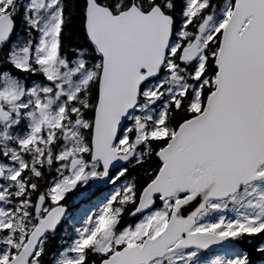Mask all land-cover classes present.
I'll return each instance as SVG.
<instances>
[{
  "label": "snow or ice",
  "instance_id": "obj_1",
  "mask_svg": "<svg viewBox=\"0 0 264 264\" xmlns=\"http://www.w3.org/2000/svg\"><path fill=\"white\" fill-rule=\"evenodd\" d=\"M0 264H264V0H0Z\"/></svg>",
  "mask_w": 264,
  "mask_h": 264
}]
</instances>
